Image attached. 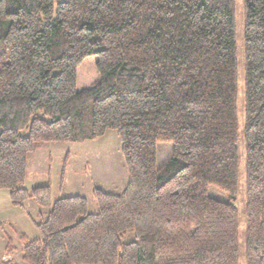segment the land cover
<instances>
[{
    "label": "trees",
    "instance_id": "trees-1",
    "mask_svg": "<svg viewBox=\"0 0 264 264\" xmlns=\"http://www.w3.org/2000/svg\"><path fill=\"white\" fill-rule=\"evenodd\" d=\"M235 3L0 0V189L14 206L46 209L33 220L40 238L19 237L21 262L264 264V0H243L241 61ZM108 129L128 179L118 193L95 186L94 211L82 195L23 187L40 142ZM159 141L173 143L160 167ZM242 156L243 229L233 203Z\"/></svg>",
    "mask_w": 264,
    "mask_h": 264
},
{
    "label": "rangeland",
    "instance_id": "rangeland-1",
    "mask_svg": "<svg viewBox=\"0 0 264 264\" xmlns=\"http://www.w3.org/2000/svg\"><path fill=\"white\" fill-rule=\"evenodd\" d=\"M236 44L239 51V59L242 60L243 49V0H236ZM243 87L242 68L239 69V94L238 116L240 128L243 123ZM26 134V132H24ZM242 148V143H240ZM173 152V143L159 141L156 144V165L165 164ZM68 157L64 181L61 189L60 177L63 160ZM243 156L241 159L238 194L234 205L238 208L241 229L244 228V167ZM128 175L121 152L120 139L113 129H108L103 136L85 140L83 142H40L38 149L29 154L27 160V176L23 184L25 188L38 185H49L52 198L55 200L61 196L82 195L88 199V210L94 211L96 205L91 200V191L95 186L102 187L109 192L122 191L127 183ZM207 193L221 201H229V194L214 185H210ZM40 209L32 201L26 200L23 207L11 204L8 190L0 189V259L10 258L15 264L21 262L20 235L26 234L28 238H40L33 220H37L36 214ZM45 215H43V219ZM7 236L12 238L16 252L8 255L5 251ZM129 239V238H128ZM2 254V255H1ZM240 264H244L243 258Z\"/></svg>",
    "mask_w": 264,
    "mask_h": 264
},
{
    "label": "crops",
    "instance_id": "crops-1",
    "mask_svg": "<svg viewBox=\"0 0 264 264\" xmlns=\"http://www.w3.org/2000/svg\"><path fill=\"white\" fill-rule=\"evenodd\" d=\"M2 255V254H1ZM2 259H0V261H1Z\"/></svg>",
    "mask_w": 264,
    "mask_h": 264
}]
</instances>
